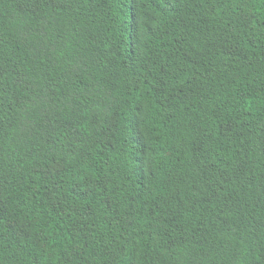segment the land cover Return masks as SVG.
<instances>
[{"label":"trees","instance_id":"16d2710c","mask_svg":"<svg viewBox=\"0 0 264 264\" xmlns=\"http://www.w3.org/2000/svg\"><path fill=\"white\" fill-rule=\"evenodd\" d=\"M0 264H264V0H0Z\"/></svg>","mask_w":264,"mask_h":264}]
</instances>
